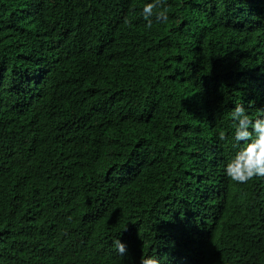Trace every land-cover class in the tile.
Masks as SVG:
<instances>
[{
    "label": "trees",
    "instance_id": "16d2710c",
    "mask_svg": "<svg viewBox=\"0 0 264 264\" xmlns=\"http://www.w3.org/2000/svg\"><path fill=\"white\" fill-rule=\"evenodd\" d=\"M145 2L0 0V264H264V178L223 175L264 0Z\"/></svg>",
    "mask_w": 264,
    "mask_h": 264
},
{
    "label": "clouds",
    "instance_id": "9594fccd",
    "mask_svg": "<svg viewBox=\"0 0 264 264\" xmlns=\"http://www.w3.org/2000/svg\"><path fill=\"white\" fill-rule=\"evenodd\" d=\"M140 14L148 28L154 23H166L169 19L167 0H146ZM248 109L243 103L235 104L229 113L233 126L230 134L236 150L225 163L223 175L239 184L264 178V109L254 117ZM219 139L224 140L225 133H219ZM121 235L111 238L110 246L124 259L129 250ZM139 264H162V261L157 254H144L140 256Z\"/></svg>",
    "mask_w": 264,
    "mask_h": 264
}]
</instances>
